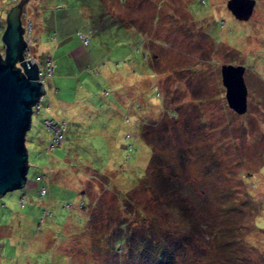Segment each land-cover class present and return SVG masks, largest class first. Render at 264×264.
I'll use <instances>...</instances> for the list:
<instances>
[{
  "label": "rangeland",
  "instance_id": "obj_1",
  "mask_svg": "<svg viewBox=\"0 0 264 264\" xmlns=\"http://www.w3.org/2000/svg\"><path fill=\"white\" fill-rule=\"evenodd\" d=\"M91 2L24 4L46 89L27 181L0 195V264H264V0L246 18L226 0ZM222 62L245 65L241 113ZM44 116L65 120L48 153Z\"/></svg>",
  "mask_w": 264,
  "mask_h": 264
},
{
  "label": "water",
  "instance_id": "obj_2",
  "mask_svg": "<svg viewBox=\"0 0 264 264\" xmlns=\"http://www.w3.org/2000/svg\"><path fill=\"white\" fill-rule=\"evenodd\" d=\"M28 0H17L6 11L0 32V195L22 186L28 168L25 131L31 124V113L45 92V82L33 57L25 56L27 46L21 14ZM255 0H226L231 13L246 18ZM1 23V19H0ZM243 63L222 62L221 82L229 107L243 112L247 106V86Z\"/></svg>",
  "mask_w": 264,
  "mask_h": 264
},
{
  "label": "trees",
  "instance_id": "obj_3",
  "mask_svg": "<svg viewBox=\"0 0 264 264\" xmlns=\"http://www.w3.org/2000/svg\"><path fill=\"white\" fill-rule=\"evenodd\" d=\"M100 1H102V0H92V2L91 3H96V4H98V2ZM100 4V3H99ZM105 11V10H104ZM100 14V13H99ZM99 14H95V15H93L92 16V21H99L100 20V18L98 17V18H96ZM96 18V19H95ZM120 19H124V17L123 18H120ZM125 19H128V20H130L129 18H125ZM107 21H110V18L108 17V19H107ZM106 21V25H109V23ZM28 26H29V33L31 32V26H30V22H29V24H28ZM91 28H92V31L94 32L95 30H94V28H96L95 26H91ZM79 33V35L81 36V34H83L82 32H78ZM88 35V38L87 39H89V37H90V35H89V33L87 34ZM137 37H138V42L137 43H139L140 45H141V38H142V36H141V34L139 33V35H137ZM85 42V41H84ZM137 43H135L134 44V46L137 48L139 45H137ZM142 46V45H141ZM26 50H27V47H26ZM24 51H25V49H24ZM28 51H29V47H28ZM143 55H145V53L143 54ZM145 57H146V55H145ZM38 62V61H37ZM43 73V72H42ZM46 76V75H45ZM35 107V106H34ZM45 118H53L52 116L50 117V116H44L43 117V123L45 124V122H44V120H45ZM55 119V118H54ZM64 122H65V120H63ZM51 131V130H50ZM52 133V132H51ZM50 140V139H49ZM61 140H62V138H61ZM61 140L59 141V142H56V143H53L51 146L48 144L49 143V141H48V143L46 142V144H45V149L47 150V153H48V151L52 148V147H54L56 144H58V143H60L61 142ZM121 145L123 146V145H125L124 147H126V148H131L132 147V144L131 143H121ZM65 156V155H64ZM63 156V157H64ZM49 158V157H48ZM151 160V159H150ZM28 164H29V161H28ZM50 164V163H49ZM50 166H55V164L53 165L52 163L50 164ZM49 169H51V167L49 168ZM166 178V177H165ZM164 180V179H163ZM41 189H43V191H41ZM37 191H38V193L40 194V195H44V194H46L47 193V187L43 184V183H39L38 185H37ZM67 203V202H66ZM182 206H183V208H185L187 205H185L184 203L182 204ZM153 253L156 255V256H159V257H164V258H171V256H166L165 255V253H163V250H160V251H153ZM163 258V259H164ZM161 259V258H160Z\"/></svg>",
  "mask_w": 264,
  "mask_h": 264
},
{
  "label": "built area",
  "instance_id": "obj_4",
  "mask_svg": "<svg viewBox=\"0 0 264 264\" xmlns=\"http://www.w3.org/2000/svg\"><path fill=\"white\" fill-rule=\"evenodd\" d=\"M29 22H27L25 30H24V37L26 39L27 42V50H28V46L30 45V42L33 40V37L31 36V34L29 33V26H28ZM81 37L84 41L87 40L88 35L87 34H81ZM25 48V52H28ZM38 67L40 69V64L38 63ZM51 68V66H50ZM39 78H41L43 81L45 80V74L41 72L40 70V75ZM38 105V104H37ZM45 125L47 127H49V129L52 132V135L50 137L49 140V145L51 146L53 143L59 142L62 138V132H63V126H64V121H57L53 118H45L44 120ZM41 191H43V189H41Z\"/></svg>",
  "mask_w": 264,
  "mask_h": 264
},
{
  "label": "crops",
  "instance_id": "obj_5",
  "mask_svg": "<svg viewBox=\"0 0 264 264\" xmlns=\"http://www.w3.org/2000/svg\"><path fill=\"white\" fill-rule=\"evenodd\" d=\"M70 39H72L71 38V36L70 37H63L61 40H60V42L59 43H65L67 40H70Z\"/></svg>",
  "mask_w": 264,
  "mask_h": 264
},
{
  "label": "clouds",
  "instance_id": "obj_6",
  "mask_svg": "<svg viewBox=\"0 0 264 264\" xmlns=\"http://www.w3.org/2000/svg\"><path fill=\"white\" fill-rule=\"evenodd\" d=\"M44 82H45V80H44ZM38 102H39V101H38ZM37 104H38V103H37ZM37 104L35 105L36 107L38 106ZM53 119H54V118H53Z\"/></svg>",
  "mask_w": 264,
  "mask_h": 264
}]
</instances>
